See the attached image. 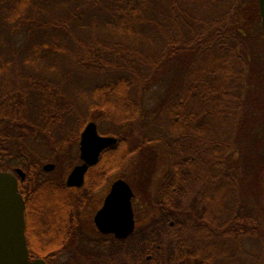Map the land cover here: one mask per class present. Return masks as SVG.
Returning <instances> with one entry per match:
<instances>
[{"label": "trees", "instance_id": "1", "mask_svg": "<svg viewBox=\"0 0 264 264\" xmlns=\"http://www.w3.org/2000/svg\"><path fill=\"white\" fill-rule=\"evenodd\" d=\"M263 75L259 0H0V171L26 173L30 257L54 264L53 234L78 236L110 175L162 143L153 219L61 264H264ZM89 121L118 142L68 187Z\"/></svg>", "mask_w": 264, "mask_h": 264}, {"label": "water", "instance_id": "2", "mask_svg": "<svg viewBox=\"0 0 264 264\" xmlns=\"http://www.w3.org/2000/svg\"><path fill=\"white\" fill-rule=\"evenodd\" d=\"M259 10L264 30V0H259ZM118 139L104 136L98 124L90 121L80 137V160L70 171L66 184L68 187L81 188L90 167L96 165L101 153L115 146ZM54 163L43 166L45 173L56 170ZM26 179L24 170L14 172L0 171V264H30L26 237V202L19 190L20 180ZM135 193L125 179L113 182L103 206L96 213L94 223L104 235H114L118 240L128 239L136 230L133 207ZM33 264H46L36 260Z\"/></svg>", "mask_w": 264, "mask_h": 264}, {"label": "rangeland", "instance_id": "3", "mask_svg": "<svg viewBox=\"0 0 264 264\" xmlns=\"http://www.w3.org/2000/svg\"><path fill=\"white\" fill-rule=\"evenodd\" d=\"M247 1V0H242ZM262 26V23H261ZM170 27H160L158 29H149L148 32L151 36H154L156 41H160L161 35L163 33H168L166 39H172L179 41V33L177 30H171ZM167 41L164 43L166 44ZM261 68V66L259 67ZM264 76V75H263ZM163 94V93H162ZM152 96L153 101L152 105L156 107L160 103V93L152 92L150 93ZM151 98V97H149ZM90 122V121H89ZM87 122L84 124V126L81 129V133L83 132L85 126L89 123ZM99 132H101L102 135L109 136L106 134L108 131H112L110 125L102 124L101 126L98 125ZM147 151L145 153L146 156L143 158V156L138 153L137 155H134L131 157L129 162L121 169L117 170L116 172H113L106 185H104L101 189L97 190L92 198L91 203L83 210V221H84V228L85 230L93 237L95 238L94 242H101L103 241L99 234L93 229V218L96 212L101 208L104 198L106 197L110 185L118 180V179H125L129 181L135 188H133L134 193L135 191H138L140 194H142L143 198L141 197V202L136 203L135 198L133 201V204L138 207L139 214L141 215V219H136L138 228L148 224L154 217V213L152 212V205L156 201L157 196V188L158 183L161 178L165 176L169 169V155L167 152V148L165 144H156L152 149L147 148ZM79 151V157H80V150ZM47 163H54V162H44L42 164V167ZM80 163V160L74 162L72 167H67L66 164H64V169L62 171L65 172L66 179L72 168ZM55 164V163H54ZM57 169V168H56ZM56 171V170H55ZM52 172L51 174L55 173ZM136 196V193H135ZM151 200V201H150ZM147 201V206H142V208L139 207V205H142V202ZM139 215V216H140ZM77 242V241H76ZM112 246V244H110ZM70 250L75 249V244L71 243ZM95 248V247H94ZM66 253V252H65ZM64 255V254H63ZM61 256L59 258L62 261H67L69 259V255L65 254L64 256ZM58 260V259H57ZM55 262H57L55 260Z\"/></svg>", "mask_w": 264, "mask_h": 264}, {"label": "flooded vegetation", "instance_id": "4", "mask_svg": "<svg viewBox=\"0 0 264 264\" xmlns=\"http://www.w3.org/2000/svg\"><path fill=\"white\" fill-rule=\"evenodd\" d=\"M79 164H81V161H80V163ZM56 165V164H55ZM56 167H57V165H56ZM46 174H51V173H46ZM69 175V174H68ZM68 177V176H67ZM67 180V179H66ZM25 181V180H24ZM23 181V182H24ZM85 184V183H84ZM113 184V183H112ZM112 184L110 185V188H111V186H112ZM84 186V185H83ZM82 186V187H83ZM110 188H109V191H110ZM19 190H20V186H19ZM109 191H108V193H109ZM21 193V192H20ZM108 193H107V195H108ZM22 194V193H21ZM23 195V194H22ZM106 195V196H107ZM24 197V196H23ZM106 198V197H105ZM105 198H104V201H105ZM104 201H103V204H104ZM103 204H102V206H103ZM101 206V207H102ZM100 210V209H99ZM98 210V211H99ZM97 211V212H98ZM96 212V213H97ZM96 215V214H95ZM95 215H94V217H95ZM25 217H26V213H25ZM135 219H136V217H135ZM35 221H34V224L37 222V221H39V219H34ZM138 228V224H137V220H136V229ZM27 229V228H26ZM41 229V227H38L37 225L35 226V227H31V231H33L32 233H33V237H41V233H40V230ZM93 229L99 234V236L100 237H103L102 238V240L103 241H106V242H110V241H112L113 239H116L115 238V236L114 235H104V234H102L99 230H98V228H97V226L95 225V223H94V218H93ZM78 230L80 231V233L79 234H77L78 236H76V237H74V238H72L69 242H67V243H65L66 241H65V236H66V234H60V233H54L53 234V236H52V243H53V245L55 246V242L56 241H58L59 240V238L61 239L60 241V246H63V248H61V250H60V254L53 260V263L54 264H61L62 263V260H60V262H59V258L64 254H68L69 256H71V254H72V251L73 250H75V249H73V250H70V246L69 245H71V243H74L75 244V246H78V245H81L82 247H86V248H89V249H92V248H97L96 246H98V243L99 242H94L95 241V238H93L86 230H85V228H84V226L82 227V228H78ZM136 231V230H135ZM27 237V236H26ZM116 240H118V239H116ZM77 241V242H76ZM27 245H28V242H27ZM29 250V249H28ZM66 252V253H65ZM63 255V256H64ZM58 259V260H57ZM29 260H30V264H33L36 260H40V258H31L30 257V254H29ZM41 260H43V259H41ZM55 260L57 261V262H55ZM45 262H46V264H49L46 260H44Z\"/></svg>", "mask_w": 264, "mask_h": 264}]
</instances>
